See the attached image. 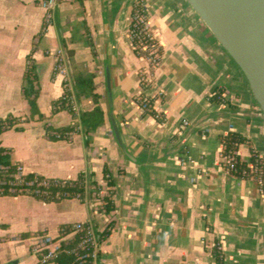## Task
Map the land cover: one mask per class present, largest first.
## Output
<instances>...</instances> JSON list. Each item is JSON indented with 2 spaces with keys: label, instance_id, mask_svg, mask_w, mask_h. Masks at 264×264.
Here are the masks:
<instances>
[{
  "label": "crops",
  "instance_id": "crops-1",
  "mask_svg": "<svg viewBox=\"0 0 264 264\" xmlns=\"http://www.w3.org/2000/svg\"><path fill=\"white\" fill-rule=\"evenodd\" d=\"M40 1L0 0V118H16L0 148L28 174L83 175L92 190L54 201L0 196V264H42L35 234L59 236L78 221L109 230L100 264H264L261 185L220 166L229 134L244 138L235 149L243 161H264V114L189 3L147 0L163 53L145 82L150 64L130 37L135 0H59L46 30ZM56 49L68 57L69 89L48 54ZM28 64L39 90L35 115L23 93ZM79 76L92 77L93 93L77 94ZM66 94L74 110L61 107ZM96 106L104 122L87 135L81 113ZM102 198L111 211L99 212Z\"/></svg>",
  "mask_w": 264,
  "mask_h": 264
},
{
  "label": "built area",
  "instance_id": "built-area-1",
  "mask_svg": "<svg viewBox=\"0 0 264 264\" xmlns=\"http://www.w3.org/2000/svg\"><path fill=\"white\" fill-rule=\"evenodd\" d=\"M59 0H41L40 5L45 11L43 30H46L54 20V11ZM139 0H136V11L132 17L130 37L134 49V38L137 36V29L141 28L143 32L152 33L148 20L146 5H140ZM153 34V33H152ZM154 36V34H153ZM155 37V36H154ZM142 49H146L142 46ZM49 55L56 58L55 72L63 77V81L68 88L70 81L68 57L62 49L49 50ZM150 64L148 70L143 76V81L150 82V70L157 67L160 59L155 51H151L144 56ZM69 89V88H68ZM69 99L72 109L75 108L74 95L66 94ZM144 107H147L146 101ZM188 124V120H184L181 127L184 128ZM236 150H226L224 145L222 150V160L220 166L228 172L233 173L236 170L237 162ZM187 159L183 160L186 163ZM254 170L259 168L251 161L247 162ZM109 178V175H107ZM76 180L51 178L40 176L37 174H28L25 172L22 164H0V196L3 195H32L44 200H61L72 197L70 191H63L62 188L70 185L74 186ZM261 190L264 192V179L260 182ZM85 189L84 194L78 192L74 197L84 199L87 192L92 190V186L85 180L83 184ZM107 200H99V212H107ZM59 236H52L47 232H39L35 234L33 243L34 253L38 255L39 261L42 264H58L60 257L67 254L74 257V261L70 264H100V249L103 237L102 232L96 231L90 221H78L73 224L69 232L61 231Z\"/></svg>",
  "mask_w": 264,
  "mask_h": 264
},
{
  "label": "water",
  "instance_id": "water-1",
  "mask_svg": "<svg viewBox=\"0 0 264 264\" xmlns=\"http://www.w3.org/2000/svg\"><path fill=\"white\" fill-rule=\"evenodd\" d=\"M186 1L239 67L264 114V0ZM112 123L125 149L118 125Z\"/></svg>",
  "mask_w": 264,
  "mask_h": 264
},
{
  "label": "trees",
  "instance_id": "trees-1",
  "mask_svg": "<svg viewBox=\"0 0 264 264\" xmlns=\"http://www.w3.org/2000/svg\"><path fill=\"white\" fill-rule=\"evenodd\" d=\"M140 6V4L138 5ZM136 6H134L133 9V15L135 14ZM43 32V30H42ZM134 45L137 46L136 52L141 56L148 55L149 52L155 51L159 59H161V55L163 53V48L159 42V40L153 36L152 33H146L141 30V28L137 29V36L134 38ZM142 46H145L146 49H142ZM28 61L32 60V55L28 56ZM35 66L33 64H28L27 73L25 76V84L23 88V93L25 98L28 100L32 115H35L39 113L38 110V88L35 87V80H36V73H35ZM76 86H77V94L78 95H84L87 93H93L94 91V84L92 77H84L79 76L76 80ZM68 93V92H67ZM62 106L61 107H67L70 110L72 109L71 104H69V99L64 97L62 100ZM81 122L82 126L85 129L86 134L88 135L89 132L95 131L101 124L104 122V113L100 106H96L91 111H85L81 113ZM16 118H6L1 119L0 118V134L3 133L5 130L10 129L15 126ZM65 131L71 130V128L64 129ZM60 137H62L64 134L61 132L59 133ZM244 141V138L237 135V134H229L226 136L224 140V144L226 147V150H235L241 142ZM87 142H89V138L87 139ZM250 161L256 165L259 169L254 170L252 167L249 166V164L245 161H243L239 156H237V162H236V170L233 172L235 175L239 177H253L255 178L259 183L261 180L264 179V161L261 157L258 155L253 154L251 156ZM9 160V154L5 152L2 148H0V164H10ZM85 177L81 175L78 179L75 181L74 186L67 185L62 188L63 191H70L72 193V197H74L78 192H82L84 194L85 189L83 187V184L85 183ZM111 181H108V184L110 185ZM107 211H111L113 209V204L110 199H107ZM61 231L69 232L70 228L65 227L62 228ZM109 230H104L100 235L106 236L108 234ZM74 261V257L63 254L58 264H70Z\"/></svg>",
  "mask_w": 264,
  "mask_h": 264
},
{
  "label": "rangeland",
  "instance_id": "rangeland-1",
  "mask_svg": "<svg viewBox=\"0 0 264 264\" xmlns=\"http://www.w3.org/2000/svg\"><path fill=\"white\" fill-rule=\"evenodd\" d=\"M135 2H136V0H135ZM139 2H140V5H146L147 0H139ZM68 198H75V197H68ZM64 199H67V198H64ZM49 201H54V200H49ZM0 210H1V208H0Z\"/></svg>",
  "mask_w": 264,
  "mask_h": 264
}]
</instances>
